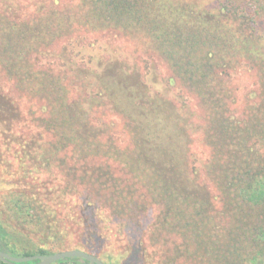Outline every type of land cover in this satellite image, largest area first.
Returning <instances> with one entry per match:
<instances>
[{
	"label": "trees",
	"instance_id": "16d2710c",
	"mask_svg": "<svg viewBox=\"0 0 264 264\" xmlns=\"http://www.w3.org/2000/svg\"><path fill=\"white\" fill-rule=\"evenodd\" d=\"M0 247L264 264V0H0Z\"/></svg>",
	"mask_w": 264,
	"mask_h": 264
},
{
	"label": "water",
	"instance_id": "95a60500",
	"mask_svg": "<svg viewBox=\"0 0 264 264\" xmlns=\"http://www.w3.org/2000/svg\"><path fill=\"white\" fill-rule=\"evenodd\" d=\"M73 257L78 258L83 262L88 261L89 264H106L97 255L78 248L66 249L48 255L35 254L31 256L21 257L15 256L9 251H5L0 247V260L8 264H52L61 259Z\"/></svg>",
	"mask_w": 264,
	"mask_h": 264
},
{
	"label": "rangeland",
	"instance_id": "374dc122",
	"mask_svg": "<svg viewBox=\"0 0 264 264\" xmlns=\"http://www.w3.org/2000/svg\"><path fill=\"white\" fill-rule=\"evenodd\" d=\"M197 1L201 2L203 4V6H204V5H206V4L210 3V2H213L214 0H197ZM123 42H124V40H122L120 43H123ZM160 67L161 68H159V69H161L163 74H167L168 73V70L166 69L165 66L160 65ZM240 77H241L240 80H243L245 85H251L252 86L255 83V77L253 75H251V74L243 72V74ZM176 92H177V89L173 88L172 89V93L176 94ZM93 251L94 252H92V253L95 254V253H98L99 250L94 248ZM52 264H54V263H52Z\"/></svg>",
	"mask_w": 264,
	"mask_h": 264
}]
</instances>
